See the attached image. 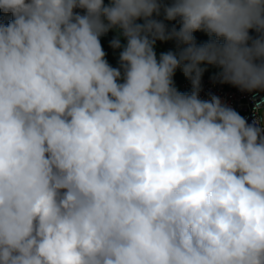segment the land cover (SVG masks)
Instances as JSON below:
<instances>
[{
  "label": "clouds",
  "instance_id": "9594fccd",
  "mask_svg": "<svg viewBox=\"0 0 264 264\" xmlns=\"http://www.w3.org/2000/svg\"><path fill=\"white\" fill-rule=\"evenodd\" d=\"M261 93L264 0H0V264H264Z\"/></svg>",
  "mask_w": 264,
  "mask_h": 264
},
{
  "label": "built area",
  "instance_id": "2783aa9c",
  "mask_svg": "<svg viewBox=\"0 0 264 264\" xmlns=\"http://www.w3.org/2000/svg\"><path fill=\"white\" fill-rule=\"evenodd\" d=\"M165 2H171V0H165ZM161 16L159 19H162ZM166 25L171 28L173 25L179 30L180 24L178 21H165ZM157 46L161 51H178L175 41L161 42L157 41ZM209 70L202 76V91L200 97L208 99V93H213L219 96L222 101L228 103L234 107L242 116L246 117L249 122L253 119V103L250 99L251 94L241 93L238 89L218 82H213L212 77L219 71L216 66L209 65ZM178 72V69L176 70ZM175 72V73H176ZM181 92H191V82L184 76V79L180 86ZM260 95H264L261 93Z\"/></svg>",
  "mask_w": 264,
  "mask_h": 264
},
{
  "label": "trees",
  "instance_id": "16d2710c",
  "mask_svg": "<svg viewBox=\"0 0 264 264\" xmlns=\"http://www.w3.org/2000/svg\"><path fill=\"white\" fill-rule=\"evenodd\" d=\"M109 0H105V3H108ZM75 11H78V12H81V14H83V10L81 9H76ZM10 18V14H9V17ZM140 23H142L143 21H138ZM116 35V33L114 31H110L106 36L104 37H101V43H102V46L104 48V50L106 51L107 53V59L109 61V63L113 66V67H117L118 66V57H119V51L120 50H113L110 46H109V41ZM250 35L252 36H256L257 34L255 33L254 30H250ZM194 36L196 37V41L198 44H201V43H204V42H207V40L209 39V37L203 33V32H195L194 33ZM121 42L122 43H126V41L121 38ZM156 51H157V55H159L160 53V49L158 48V46L156 45ZM203 67H205L208 71L209 68L207 64H204L202 65ZM205 71V72H206ZM183 75L181 69L178 68V72L175 73L174 75V81H175V85L176 87L178 88L179 91L180 90V86H181V83L183 81V79L179 78V75ZM184 76V75H183Z\"/></svg>",
  "mask_w": 264,
  "mask_h": 264
},
{
  "label": "rangeland",
  "instance_id": "374dc122",
  "mask_svg": "<svg viewBox=\"0 0 264 264\" xmlns=\"http://www.w3.org/2000/svg\"><path fill=\"white\" fill-rule=\"evenodd\" d=\"M179 75V74H178ZM179 78L184 79V76L181 74L179 75Z\"/></svg>",
  "mask_w": 264,
  "mask_h": 264
}]
</instances>
